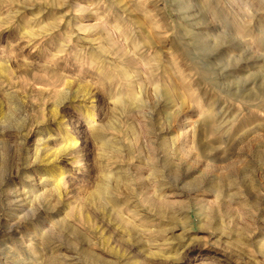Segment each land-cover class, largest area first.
<instances>
[{
	"label": "rangeland",
	"instance_id": "rangeland-1",
	"mask_svg": "<svg viewBox=\"0 0 264 264\" xmlns=\"http://www.w3.org/2000/svg\"><path fill=\"white\" fill-rule=\"evenodd\" d=\"M0 264H264V0H0Z\"/></svg>",
	"mask_w": 264,
	"mask_h": 264
}]
</instances>
